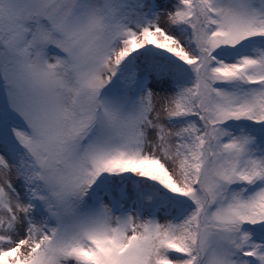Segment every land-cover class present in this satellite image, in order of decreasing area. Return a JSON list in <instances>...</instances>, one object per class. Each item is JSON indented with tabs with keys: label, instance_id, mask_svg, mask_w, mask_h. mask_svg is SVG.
<instances>
[{
	"label": "snow or ice",
	"instance_id": "1",
	"mask_svg": "<svg viewBox=\"0 0 264 264\" xmlns=\"http://www.w3.org/2000/svg\"><path fill=\"white\" fill-rule=\"evenodd\" d=\"M0 264H264V0H0Z\"/></svg>",
	"mask_w": 264,
	"mask_h": 264
}]
</instances>
